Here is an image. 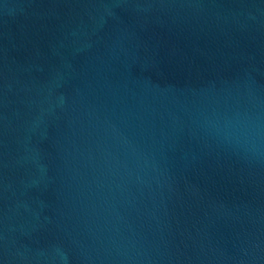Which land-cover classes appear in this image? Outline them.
Returning <instances> with one entry per match:
<instances>
[{
  "label": "water",
  "instance_id": "1",
  "mask_svg": "<svg viewBox=\"0 0 264 264\" xmlns=\"http://www.w3.org/2000/svg\"><path fill=\"white\" fill-rule=\"evenodd\" d=\"M0 264H264V0H0Z\"/></svg>",
  "mask_w": 264,
  "mask_h": 264
}]
</instances>
